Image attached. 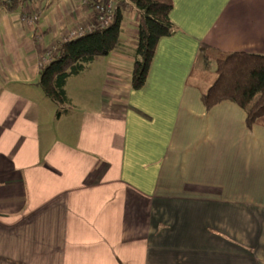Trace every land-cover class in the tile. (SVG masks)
<instances>
[{"label":"crops","instance_id":"crops-1","mask_svg":"<svg viewBox=\"0 0 264 264\" xmlns=\"http://www.w3.org/2000/svg\"><path fill=\"white\" fill-rule=\"evenodd\" d=\"M171 1L144 87L134 23L68 80L58 118L39 69L93 25L90 0L0 8V264H264V116L248 129L190 82L203 45L264 56V0Z\"/></svg>","mask_w":264,"mask_h":264},{"label":"trees","instance_id":"trees-1","mask_svg":"<svg viewBox=\"0 0 264 264\" xmlns=\"http://www.w3.org/2000/svg\"><path fill=\"white\" fill-rule=\"evenodd\" d=\"M29 1L7 0L0 2V8L11 14ZM172 9L171 0H116L108 26L96 29L93 23L94 29L82 36L58 42L51 52L52 58L40 67L36 84L55 107L56 118L68 114L72 108L66 93L69 79L79 76L112 52L125 51L122 34L126 13H137L130 87L133 91L141 90L158 42L172 34L169 19ZM197 67L192 70L190 82L197 79L206 86L201 93L206 109L224 101L234 103L245 111L248 129L264 116V56L220 53L203 45L199 49Z\"/></svg>","mask_w":264,"mask_h":264},{"label":"built area","instance_id":"built-area-1","mask_svg":"<svg viewBox=\"0 0 264 264\" xmlns=\"http://www.w3.org/2000/svg\"><path fill=\"white\" fill-rule=\"evenodd\" d=\"M7 0H0V2H6ZM116 0H94L91 3V11L93 15L94 24L96 25V29H103L104 27L108 26L113 19L114 9H115ZM37 16L32 15L25 19L26 23L33 24L37 21ZM94 27L90 26L88 30H93ZM86 31H77L70 34V36L66 39H73L82 36V34ZM174 30H172L173 34ZM65 39V40H66ZM64 41V40H63ZM52 51L47 54V61L48 62L52 58Z\"/></svg>","mask_w":264,"mask_h":264},{"label":"rangeland","instance_id":"rangeland-1","mask_svg":"<svg viewBox=\"0 0 264 264\" xmlns=\"http://www.w3.org/2000/svg\"><path fill=\"white\" fill-rule=\"evenodd\" d=\"M136 20H137V13L136 12L133 13V14L126 13L124 15V23H123V26L129 27V29L134 28V23H136ZM197 68H199V67H197Z\"/></svg>","mask_w":264,"mask_h":264}]
</instances>
